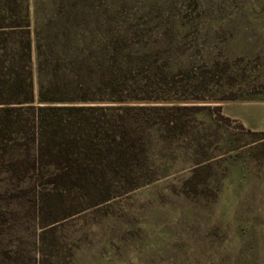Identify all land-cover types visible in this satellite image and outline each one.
<instances>
[{
  "label": "rangeland",
  "instance_id": "1",
  "mask_svg": "<svg viewBox=\"0 0 264 264\" xmlns=\"http://www.w3.org/2000/svg\"><path fill=\"white\" fill-rule=\"evenodd\" d=\"M17 1L49 15L50 0ZM100 1L110 29L136 34L122 92L136 185L56 189L15 172L30 134L1 140L0 264H264V0Z\"/></svg>",
  "mask_w": 264,
  "mask_h": 264
},
{
  "label": "trees",
  "instance_id": "2",
  "mask_svg": "<svg viewBox=\"0 0 264 264\" xmlns=\"http://www.w3.org/2000/svg\"><path fill=\"white\" fill-rule=\"evenodd\" d=\"M18 4L0 0V141L30 134L35 153L15 172L37 171L56 189L110 188L120 178L135 186L129 112L136 106L122 94L129 92L130 65L136 59L126 43L136 34L110 29L100 0H50L48 17L27 11L18 16L13 12ZM39 30L48 32L42 44ZM26 110L31 117L25 120L21 112Z\"/></svg>",
  "mask_w": 264,
  "mask_h": 264
}]
</instances>
